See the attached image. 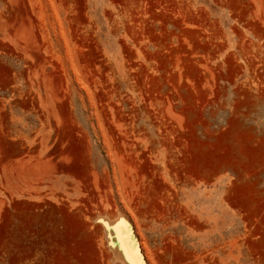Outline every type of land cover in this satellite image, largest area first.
<instances>
[{
    "label": "rangeland",
    "instance_id": "rangeland-1",
    "mask_svg": "<svg viewBox=\"0 0 264 264\" xmlns=\"http://www.w3.org/2000/svg\"><path fill=\"white\" fill-rule=\"evenodd\" d=\"M0 264H264V0H0Z\"/></svg>",
    "mask_w": 264,
    "mask_h": 264
}]
</instances>
